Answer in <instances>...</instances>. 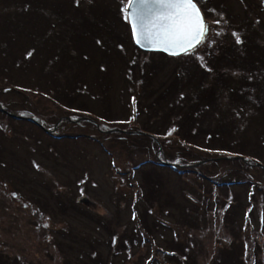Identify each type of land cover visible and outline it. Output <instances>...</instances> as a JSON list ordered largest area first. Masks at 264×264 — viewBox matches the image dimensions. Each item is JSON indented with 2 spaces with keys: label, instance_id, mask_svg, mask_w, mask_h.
<instances>
[{
  "label": "rangeland",
  "instance_id": "obj_1",
  "mask_svg": "<svg viewBox=\"0 0 264 264\" xmlns=\"http://www.w3.org/2000/svg\"><path fill=\"white\" fill-rule=\"evenodd\" d=\"M128 2L0 0V253L264 264V7L197 0L206 38L164 55Z\"/></svg>",
  "mask_w": 264,
  "mask_h": 264
},
{
  "label": "snow or ice",
  "instance_id": "obj_2",
  "mask_svg": "<svg viewBox=\"0 0 264 264\" xmlns=\"http://www.w3.org/2000/svg\"><path fill=\"white\" fill-rule=\"evenodd\" d=\"M148 6V13H141L139 23H133L137 43L142 40L153 47L178 55L201 43L209 31L208 24L201 15L197 0H142ZM219 23V21H217Z\"/></svg>",
  "mask_w": 264,
  "mask_h": 264
},
{
  "label": "water",
  "instance_id": "obj_3",
  "mask_svg": "<svg viewBox=\"0 0 264 264\" xmlns=\"http://www.w3.org/2000/svg\"><path fill=\"white\" fill-rule=\"evenodd\" d=\"M150 3H151V0H149V4ZM148 11H149L148 6L147 5H143L142 4V0H129L128 5L126 7V17H127V21L129 23V26H130V31H131V36H132L133 42L138 47H140L141 49H145V50L161 51V52H164L165 54H168V55H173L172 54L173 52H178L179 49H169L168 51H164L162 49L153 47V45L149 44L147 42V40H142L141 43H137V38L138 37L134 33V30H133V26L132 25H133L134 22H136L138 24L139 23V20H138L139 15L142 12L145 13V14H147ZM201 15H202V12H201ZM204 20L206 21L205 18H204ZM182 53H184V52H182ZM182 53H180V54H182ZM241 158L245 159L244 156L243 157L241 156ZM165 164H167V162H165Z\"/></svg>",
  "mask_w": 264,
  "mask_h": 264
},
{
  "label": "trees",
  "instance_id": "obj_4",
  "mask_svg": "<svg viewBox=\"0 0 264 264\" xmlns=\"http://www.w3.org/2000/svg\"><path fill=\"white\" fill-rule=\"evenodd\" d=\"M129 27V26H128ZM128 35H129V33H128ZM130 38V37H129ZM164 54V53H163ZM165 55V54H164ZM220 56H218V58H219ZM209 102H211V101H209ZM241 103V102H240ZM194 119V116L193 115H191V122H192V120ZM167 165V164H166ZM228 217V212H226V218ZM237 257H239V254L238 255H236L235 254V252H233V254H232V261L231 262H233V263H235L236 262V260H238V258ZM239 261V260H238ZM0 264H28V263H26V262H24V261H21L18 257H15V256H9V255H7L6 253H0Z\"/></svg>",
  "mask_w": 264,
  "mask_h": 264
},
{
  "label": "flooded vegetation",
  "instance_id": "obj_5",
  "mask_svg": "<svg viewBox=\"0 0 264 264\" xmlns=\"http://www.w3.org/2000/svg\"><path fill=\"white\" fill-rule=\"evenodd\" d=\"M258 3H260V5L264 7V0H258Z\"/></svg>",
  "mask_w": 264,
  "mask_h": 264
}]
</instances>
